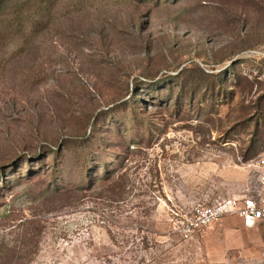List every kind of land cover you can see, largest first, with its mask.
<instances>
[{
	"label": "rangeland",
	"instance_id": "obj_1",
	"mask_svg": "<svg viewBox=\"0 0 264 264\" xmlns=\"http://www.w3.org/2000/svg\"><path fill=\"white\" fill-rule=\"evenodd\" d=\"M247 150L264 0H0V264H183L221 225L235 264H264V224L170 228L252 182Z\"/></svg>",
	"mask_w": 264,
	"mask_h": 264
},
{
	"label": "built area",
	"instance_id": "obj_2",
	"mask_svg": "<svg viewBox=\"0 0 264 264\" xmlns=\"http://www.w3.org/2000/svg\"><path fill=\"white\" fill-rule=\"evenodd\" d=\"M238 164L252 173V182L227 196L201 201L190 209L173 212L172 234L189 238L211 229L227 216L241 217L246 226L264 224V155L249 161L239 156Z\"/></svg>",
	"mask_w": 264,
	"mask_h": 264
},
{
	"label": "crops",
	"instance_id": "obj_3",
	"mask_svg": "<svg viewBox=\"0 0 264 264\" xmlns=\"http://www.w3.org/2000/svg\"><path fill=\"white\" fill-rule=\"evenodd\" d=\"M223 222H225V221H221L218 224H221ZM218 224H216V225H218ZM260 225H263V224H259V225H255V226H260ZM228 226L229 225H221L220 227L218 226L214 230L208 232L209 234L214 236V238H215V240H217V242L220 240H221V242L223 241L222 243L215 244L216 246L213 250H209L208 258L196 257L194 259L186 260L185 262H183V264H235L234 260L232 258H230V256H229L230 255L229 252L232 251V249L234 247V245L232 246V244L229 243V240L233 236L235 238H237V236L242 237V234L236 233L237 230H234L233 228H231L230 226L228 227ZM244 227L247 229H250L254 226H244ZM199 233H197L196 235H198ZM226 235H227V237H226ZM240 245L243 247L245 246L242 243L239 244V246ZM260 262H262V259L258 260L259 264H260Z\"/></svg>",
	"mask_w": 264,
	"mask_h": 264
},
{
	"label": "trees",
	"instance_id": "obj_4",
	"mask_svg": "<svg viewBox=\"0 0 264 264\" xmlns=\"http://www.w3.org/2000/svg\"><path fill=\"white\" fill-rule=\"evenodd\" d=\"M249 151H250V150H247V151L242 155V156L244 157L245 161H249V160L255 159V158H257V157H259V156H261V155H264V152H263L262 154H260V155H258V156L250 157V156H249Z\"/></svg>",
	"mask_w": 264,
	"mask_h": 264
}]
</instances>
